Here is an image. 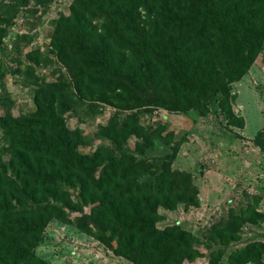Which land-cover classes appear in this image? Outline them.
I'll list each match as a JSON object with an SVG mask.
<instances>
[{
  "label": "trees",
  "instance_id": "16d2710c",
  "mask_svg": "<svg viewBox=\"0 0 264 264\" xmlns=\"http://www.w3.org/2000/svg\"><path fill=\"white\" fill-rule=\"evenodd\" d=\"M263 39L264 0H72L68 14L55 20L51 45L81 98L96 94L130 109L151 105L206 114L218 94L228 123L242 126L230 108L228 84L247 71ZM5 101L0 264H50L32 248L51 218L133 264H181L203 255L192 245L201 242L197 236L176 224L155 225L159 206L197 201L189 174L169 167L177 145L171 153L143 155L153 139L164 137L160 125H140L135 112L112 117L99 132L113 146L89 151L65 127L72 99L61 76L41 82L31 111L13 115ZM131 135L140 140L129 151L124 144ZM252 141L264 153V127ZM260 219L248 206L238 215L230 212L212 224L203 243L225 245L237 238L242 222ZM263 251L262 243L251 241L226 260L260 264ZM222 254L221 247L211 249L206 264H217Z\"/></svg>",
  "mask_w": 264,
  "mask_h": 264
},
{
  "label": "rangeland",
  "instance_id": "374dc122",
  "mask_svg": "<svg viewBox=\"0 0 264 264\" xmlns=\"http://www.w3.org/2000/svg\"><path fill=\"white\" fill-rule=\"evenodd\" d=\"M24 1L0 0V116L6 109L5 100L11 102L8 110L13 115L33 110L41 82L60 76L72 99L64 115L65 127L80 136L79 146L85 150L92 151L100 144L113 146L100 134L99 126L112 117L119 120L135 112L140 125H160L164 136L153 139L143 155L153 158L171 153L177 145L169 167L187 172L197 188L195 204L177 203L171 209H157V227L176 224L201 240L192 245L203 255L181 264H206L208 252L218 247L223 254L217 264H229L226 257L230 251L251 241L264 245V153L252 141L264 127V39L247 71L228 84L232 113L243 119V125L236 126L228 123L218 94L208 102L206 114L195 108L171 111L151 105L130 109L113 99H99L96 94L79 97L51 45L55 20L68 14L72 0H51L48 4L45 0ZM137 139L129 136L124 147L132 151ZM6 144L0 128V161L8 159V153L1 151ZM247 206L262 219L242 222L237 238L225 245L211 241V247H205V233L212 224L227 218L230 212L240 214ZM32 251L50 264H133L93 236L54 218L47 222ZM261 259L260 264H264V251Z\"/></svg>",
  "mask_w": 264,
  "mask_h": 264
},
{
  "label": "water",
  "instance_id": "95a60500",
  "mask_svg": "<svg viewBox=\"0 0 264 264\" xmlns=\"http://www.w3.org/2000/svg\"><path fill=\"white\" fill-rule=\"evenodd\" d=\"M202 167V166H201Z\"/></svg>",
  "mask_w": 264,
  "mask_h": 264
}]
</instances>
